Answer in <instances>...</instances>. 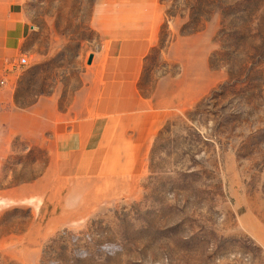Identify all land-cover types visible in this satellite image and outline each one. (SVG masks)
Instances as JSON below:
<instances>
[{"label":"rangeland","instance_id":"1","mask_svg":"<svg viewBox=\"0 0 264 264\" xmlns=\"http://www.w3.org/2000/svg\"><path fill=\"white\" fill-rule=\"evenodd\" d=\"M138 1L0 0L27 25L0 75V264H264V0H154L138 88L168 109L141 175L85 176L51 160L37 116L5 121L63 110L105 15Z\"/></svg>","mask_w":264,"mask_h":264},{"label":"crops","instance_id":"2","mask_svg":"<svg viewBox=\"0 0 264 264\" xmlns=\"http://www.w3.org/2000/svg\"><path fill=\"white\" fill-rule=\"evenodd\" d=\"M14 10L0 9V75L20 53L27 33L24 15ZM122 10L123 18L121 10L117 17V8L103 18L104 43L91 54L85 81L63 110L57 98L49 96L25 111L5 113L9 128L18 115L37 116L43 124L42 136L49 137L46 150L55 155L51 160L66 157L63 163L85 176L120 179L141 175L167 117L168 107L158 91L144 97L138 88L144 58L156 40V3L132 2L127 11ZM13 133L30 137L23 130Z\"/></svg>","mask_w":264,"mask_h":264},{"label":"built area","instance_id":"3","mask_svg":"<svg viewBox=\"0 0 264 264\" xmlns=\"http://www.w3.org/2000/svg\"><path fill=\"white\" fill-rule=\"evenodd\" d=\"M26 63H27V59L25 57H19V59H18V61L16 63V67L24 66ZM9 71H10V69H9Z\"/></svg>","mask_w":264,"mask_h":264},{"label":"water","instance_id":"4","mask_svg":"<svg viewBox=\"0 0 264 264\" xmlns=\"http://www.w3.org/2000/svg\"><path fill=\"white\" fill-rule=\"evenodd\" d=\"M91 60H92V55H89L88 60H87V64H91Z\"/></svg>","mask_w":264,"mask_h":264}]
</instances>
